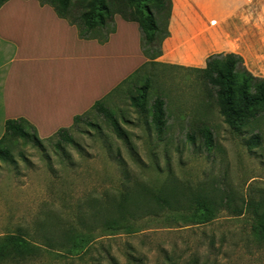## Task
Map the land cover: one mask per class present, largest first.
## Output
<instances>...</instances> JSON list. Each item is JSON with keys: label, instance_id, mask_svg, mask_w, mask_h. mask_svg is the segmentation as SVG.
I'll return each instance as SVG.
<instances>
[{"label": "rangeland", "instance_id": "374dc122", "mask_svg": "<svg viewBox=\"0 0 264 264\" xmlns=\"http://www.w3.org/2000/svg\"><path fill=\"white\" fill-rule=\"evenodd\" d=\"M254 22L261 28L260 17ZM207 89L187 68L147 65L105 102L126 142L91 112L94 128L69 131L78 149L56 152L45 141L43 151L11 145L13 162L0 160V253L12 239L38 250L3 253L0 264H264V235L248 212H236L264 201V108L232 130ZM158 99L161 131L154 122ZM137 188L156 194L175 188L179 196L162 209L143 201V210L125 214V228L103 231L105 220L118 217L110 204L126 193L137 196ZM199 192L222 198L223 206L200 217L194 202L180 196ZM69 236H87L88 243L66 252L59 245Z\"/></svg>", "mask_w": 264, "mask_h": 264}, {"label": "crops", "instance_id": "0c3cea01", "mask_svg": "<svg viewBox=\"0 0 264 264\" xmlns=\"http://www.w3.org/2000/svg\"><path fill=\"white\" fill-rule=\"evenodd\" d=\"M171 1L159 63L204 69L209 56L234 54L264 79V0ZM114 22L115 33L100 45L80 40L75 27L36 0L0 7V138L7 120H26L40 139L69 128L147 62L138 25L118 16Z\"/></svg>", "mask_w": 264, "mask_h": 264}, {"label": "trees", "instance_id": "16d2710c", "mask_svg": "<svg viewBox=\"0 0 264 264\" xmlns=\"http://www.w3.org/2000/svg\"><path fill=\"white\" fill-rule=\"evenodd\" d=\"M9 0H0L2 7ZM41 6H49L59 19L66 21L77 30L78 38L84 41H96L98 44H105L109 37L115 33L116 26L114 18L120 17L128 23L138 25L140 34V51L147 62L116 89L110 92L105 99L97 101L86 113L73 118L69 128L59 129L52 136L41 140L38 138L36 129L24 119L7 120L4 123V134L0 138V160L13 162L11 158V145L21 141L23 145L31 144L34 148L43 151L42 143H53L56 152H64V146H71L78 149V145L70 136V129H77L79 125L85 124L94 128V124L88 122L89 113L93 112L106 119L116 138L126 142V134L120 125L115 121L111 112L105 107V102L124 83L136 78L138 73L145 66L160 65L157 60L162 55V44L168 38V24L172 11L171 0H36ZM174 67V66H173ZM182 68V67H181ZM199 75L207 89V96L217 100L224 123L232 130H238L250 111L262 110L264 108V79L253 76L244 69L241 57L234 54H214L206 59L204 69H189ZM222 87L223 89H218ZM237 91L233 97L232 90ZM164 102L158 99L154 103V122L157 130L161 131L164 119ZM204 132L210 136L207 129ZM258 137L250 139L249 145L256 146ZM126 174V171L123 172ZM137 196L132 197L129 193L121 197V201L110 204V210L117 214L116 219H108L102 223V230L105 232H117L125 228V214L143 210L141 204L147 201L153 203L158 209L174 203L179 194L175 188L168 192L161 189L152 192L146 188H137ZM181 198H187L194 202L196 211L200 217L206 218L216 209L223 206L222 198H209L202 192L181 193ZM248 212L258 224L259 232L264 235V201L249 203L245 210H237V214ZM3 253L14 256H30L37 253L38 247L29 240L12 239ZM87 236L77 238L69 236L59 247L66 252H76L87 244ZM51 247V245H49Z\"/></svg>", "mask_w": 264, "mask_h": 264}, {"label": "built area", "instance_id": "2783aa9c", "mask_svg": "<svg viewBox=\"0 0 264 264\" xmlns=\"http://www.w3.org/2000/svg\"><path fill=\"white\" fill-rule=\"evenodd\" d=\"M212 24H214V23H212Z\"/></svg>", "mask_w": 264, "mask_h": 264}]
</instances>
